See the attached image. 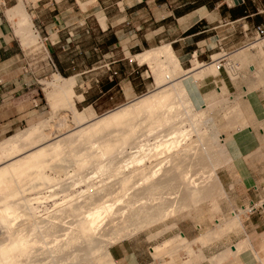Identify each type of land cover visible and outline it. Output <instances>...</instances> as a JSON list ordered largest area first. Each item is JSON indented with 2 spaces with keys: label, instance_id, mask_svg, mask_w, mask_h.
Wrapping results in <instances>:
<instances>
[{
  "label": "bare ground",
  "instance_id": "obj_1",
  "mask_svg": "<svg viewBox=\"0 0 264 264\" xmlns=\"http://www.w3.org/2000/svg\"><path fill=\"white\" fill-rule=\"evenodd\" d=\"M18 2L8 13L17 20L16 35L23 46L45 51L22 0ZM263 44L261 40L248 49L262 55ZM215 57L214 63H198L185 72L170 45L137 55L140 64L154 69L150 92L93 120L76 108L75 100H81L75 93L76 77L55 74L47 97L55 116L63 110L70 115V125L53 134V116L0 142V264H117L111 247L138 231L185 211L200 220L195 206L222 192L215 174L222 166L220 151L233 143L229 138L242 132L247 120L238 110L226 125L236 134L215 142L209 131L198 128L205 114L201 108L217 105L199 92L198 80L218 77L222 57L234 80L240 69L252 68L256 78L246 98L256 115L264 114L256 103L264 74L254 68L250 56L241 51ZM225 91L223 86L219 94ZM200 164L208 165V171L196 178L188 168ZM252 210L233 213L216 233L241 229L240 215ZM208 236L201 238L202 244ZM173 242L177 245L167 243V251L154 246L153 255L163 259L170 249L186 245L190 260L183 264H222L243 252L260 259L256 249L243 242L210 260L191 250L181 234ZM177 251L170 252L172 260L165 264H176Z\"/></svg>",
  "mask_w": 264,
  "mask_h": 264
},
{
  "label": "crops",
  "instance_id": "obj_2",
  "mask_svg": "<svg viewBox=\"0 0 264 264\" xmlns=\"http://www.w3.org/2000/svg\"><path fill=\"white\" fill-rule=\"evenodd\" d=\"M17 4L18 0H0V142L17 132L36 112L31 84L38 79L21 71L25 54L7 18L6 8ZM29 7L58 73L84 79L85 73L77 68L79 60L87 57L89 50L95 53V64L105 78H92L80 93L94 111L101 109L104 99L110 100L96 113L103 115L152 89L145 83L141 69L148 64H140L134 58L137 55L170 45L183 69H191L196 61L207 66L215 62V55H233L257 42L255 28L264 26V0H30ZM221 60L220 75L209 76L210 80L206 77L202 82L214 90L225 86L229 93L238 94L241 87L224 66L226 60ZM15 65L19 73L10 76ZM258 129V152L246 161L247 186L240 189L239 198L236 195L229 200L232 208L237 203L242 208L252 207L264 199V129ZM260 208L245 219L239 241L250 238L261 259L243 252L240 264H264V206ZM178 234L190 241L201 236L185 231ZM148 239H130L116 245L112 250L116 263H167L166 256L156 258L152 252L154 246H164V242ZM216 249L210 246L200 250L208 259L218 252ZM182 258L176 264H183ZM207 263L204 260L197 264Z\"/></svg>",
  "mask_w": 264,
  "mask_h": 264
},
{
  "label": "rangeland",
  "instance_id": "obj_3",
  "mask_svg": "<svg viewBox=\"0 0 264 264\" xmlns=\"http://www.w3.org/2000/svg\"><path fill=\"white\" fill-rule=\"evenodd\" d=\"M29 3H30V0H22L24 9L26 13L30 15L31 21L33 23L32 9L29 7ZM14 7L6 8L7 18L10 24L11 33L16 38L17 43L21 46L25 54L24 59H22L23 66H20L21 71L22 72L27 71V73L30 76L32 77L36 76L35 78L38 79V82L33 81L34 84H31V89H33L32 91L34 92V97L37 103H35L34 105V110H36L35 115L31 116L28 119L27 123H25L19 130H17V132L12 133L9 136H7V138H9L10 136L16 135L17 133H21V131L27 130L33 125H38L44 121H48L52 119L53 116H55L54 115L55 112L53 108L51 107L48 97H47L48 93L52 91V87H50L48 83L50 84L54 80L55 74H60L55 70L54 63L52 62V59H51L52 55H50L49 51L47 50L46 45L41 41L39 33H38L39 43H42L44 45L46 52L38 49L37 46L25 47L22 45L21 41L19 40V37L15 33V29H16L15 23L17 22V20L16 19L11 20L8 14ZM33 28L35 31H37L34 26V23H33ZM261 40H264V38ZM261 40H257V42ZM246 49H242L234 53V55L237 53H240L241 51L247 53V55L250 56L252 60V65L254 66V68L256 70H261V72L264 74V44L260 48L263 52L262 55L257 51V49H251V50H249L248 48ZM94 54L89 50L87 52V57L84 56L81 59V61L79 60L80 65H78L77 68L78 70H82L85 73V78L84 79H82L81 77L76 78L77 87L75 89V93L77 97L78 96L81 97V100H75L76 108L78 111L84 112L87 115L88 119L90 120L101 117V115L103 116V114H96V113L98 111H101V109H104L105 107H107L108 103L110 102V100L104 99L103 102L99 106L101 109L94 111L93 108L89 107L88 102H84L83 96L80 93L81 87L83 88V86L89 85L92 78H99V79L105 78L101 69H98L99 65L95 64L97 60ZM215 56L218 58L219 56L220 57L224 56V54L215 55ZM198 63H199L198 61L194 62L193 67L191 69L184 68L183 70L185 72L193 71V69L197 67ZM224 63H227V61H225ZM236 64L237 66H239L237 62ZM16 66L17 65H15L14 68L10 69V76L12 75L16 76L19 73V71L17 70L18 68H16ZM141 69H143V73L145 76V83L151 84V86H153V83L155 81L153 67L148 64V67L146 66ZM251 70L252 68L243 67L242 70L241 69L239 70L238 72L239 74L236 80H234L231 77L232 80L236 82V84L240 85L241 87V91H239L238 94H234L233 92L229 93L227 89L225 88L226 90L225 94L220 95L219 89L221 90L222 87L218 86L219 89L214 90L212 86L206 87L205 86L206 83L202 82L203 80H198L197 82L199 92L204 97H206L208 100L217 102L216 106L210 107L207 104L201 108L205 111V114L203 116V121L198 123V128L200 127L203 130L205 129L209 131L210 134H212L215 137V142L222 141L223 139H228L232 134L234 135L236 134V130L231 129L229 126H226V125L229 122V120L231 121L233 120L234 117H237L236 113H239L237 112L239 110L243 112V115L245 116L247 120L246 121L247 124L245 123L246 125L245 124L244 125L246 127L249 126V128L251 129L250 130L249 128L244 127L245 129L243 128V131L238 133L234 138H229L232 140L233 142L232 144L230 145L226 144V146L222 148L221 151L218 148V150L220 151L219 158L220 160L222 159L221 160L222 166H219L217 167L218 169L217 168L215 169V174L219 178L218 181L221 183L222 192L220 194L218 193L214 194L212 196V200L201 202L197 204V206H195L194 210L196 211L197 214L200 215L201 217L200 220L193 219L190 216V212L185 211V212L177 214L175 217L173 216L170 219L159 222L158 224L144 231H140V232L138 231L134 236L127 237L126 240H123L120 243L130 240V239H138L143 242L145 237H149L148 240H150L153 243L163 241L166 246L164 245L162 247L165 249V251H167L170 248L169 244L171 243L173 244L175 237L179 235L178 232L185 231L192 235H197V234L201 235L200 237H197L193 241L188 240L189 243L191 244L190 249L195 251L196 253H199L201 251L200 249H202L203 247L208 248L211 246L213 247V250L217 248L216 250H218V252L214 253L211 258H208L209 260L214 259L215 257H218L220 254H226L227 252L230 251V249H233L235 246L242 243L239 240H241L242 235H243L244 223H245L244 221L249 215L255 214L257 209L264 206L262 205L264 204L262 200L258 202L257 204H255L257 205L256 210H252L250 212L240 215L241 229L235 228L234 230H231L230 232L228 231V233L218 232L219 234L216 233V231H219L218 226L223 227L222 229H224L223 225H225L226 222L231 219V217L233 216V213L239 214L243 209L247 207L251 208V206L242 208L239 206V203H237V205H234V207L232 208L229 202V200L233 201L236 195H237V198H239L240 193H241L240 189L245 188L247 186V182L245 181L246 161L251 156V154L255 153V151L258 152V144H257L258 137L257 136L260 133L258 128L260 127L264 129V118H263L264 114L261 115V117L256 115L253 107L249 105L248 99L246 98L247 94L245 93V91L247 87L249 86V84H251V82L254 81V79L256 78L254 75L251 74ZM96 74H97V77H96ZM63 77L70 78V76L69 77L63 76ZM210 79L211 78L209 77V80ZM260 85L257 87V90H256V99L258 98L256 103L260 104V106L259 105L258 106L262 107L263 112H264V86H263L264 84H260ZM224 98H228L229 100L224 101ZM69 116L70 115L64 112V110L60 113H57L55 117H57L58 119L57 118L55 119V117L53 119V126H54L52 129L53 134H56L55 132H57V130H61V129L63 130L65 125L66 126L70 125L71 121L69 120H72V119ZM230 116L232 117L230 118ZM228 118L229 120L227 121ZM30 121H33V122L29 123ZM187 128H190L189 125H187ZM248 130L252 132L251 135L247 132ZM251 136H253V139H250ZM193 166H192L193 169L190 166L188 170L191 169V175L194 174V177L196 178L198 177L197 175L200 176L202 174L204 169L207 170L208 168V165L203 166L201 164L200 166L199 165H195L194 167ZM259 210H261V208ZM176 224H177V228H176ZM152 234H154V236ZM206 234L207 236L209 235L207 237L208 239L206 240L204 244H202L201 238ZM170 241L172 242L169 243ZM120 243L114 244L111 247V249L113 250V248ZM244 243L245 244L248 243L256 249L255 245L252 243L250 238L243 241L242 244ZM245 244L243 246H245ZM142 245H144V243H142ZM173 245H177V244L174 243ZM194 245H197V246H194ZM175 247L170 249V252L177 251L178 249ZM178 248H181V249H179L175 254V257L177 258L173 257V259L178 261V258L179 260H181L183 259L182 257H184L183 262L187 263L190 260V256L188 254L186 245L180 246ZM196 249H198V251H196ZM263 250H264V243H263ZM169 253L168 255H166V257L165 256L164 257L167 258L171 262L172 256H171V253L170 254ZM258 255L260 256L259 252H258ZM224 262L222 264H240L241 259H240V256H237L236 258L230 257ZM207 264H210L209 261Z\"/></svg>",
  "mask_w": 264,
  "mask_h": 264
},
{
  "label": "built area",
  "instance_id": "obj_4",
  "mask_svg": "<svg viewBox=\"0 0 264 264\" xmlns=\"http://www.w3.org/2000/svg\"><path fill=\"white\" fill-rule=\"evenodd\" d=\"M255 37H256V39H258V40H261V39L264 38V26H257V27L255 28ZM222 59H223V58H222ZM218 62L220 63L221 66H223V62H222L221 59H220ZM220 68H221V67H220ZM114 75H116V73H114ZM262 201L264 202V199H263ZM252 207H253V210H256V208H255L254 205H253Z\"/></svg>",
  "mask_w": 264,
  "mask_h": 264
}]
</instances>
